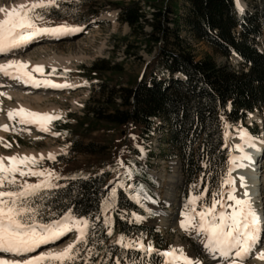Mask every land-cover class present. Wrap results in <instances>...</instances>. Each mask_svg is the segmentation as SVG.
I'll list each match as a JSON object with an SVG mask.
<instances>
[{
    "label": "trees",
    "instance_id": "1",
    "mask_svg": "<svg viewBox=\"0 0 264 264\" xmlns=\"http://www.w3.org/2000/svg\"><path fill=\"white\" fill-rule=\"evenodd\" d=\"M147 1L154 8L151 17L140 1H133L118 6V19L130 25L137 39L142 37L141 43L151 53L155 50L154 57L136 81L104 92L107 96L103 94L101 103L88 111L93 121L87 125L89 117L77 121L83 134L77 133L78 129L72 133L75 138L70 154L103 152L105 146L83 141V135L93 131L99 121L117 127L134 123L146 144L157 127L153 118H163L173 152L183 165L184 208L191 196L202 195V202L209 203L222 190L221 182L230 167L227 127L239 125L257 108L264 119V51L258 47L264 36V0H260L254 13L240 9L236 0ZM145 25L152 30L146 32ZM185 31L226 57L237 54L248 71L218 63L210 54L197 59ZM89 69L101 75L113 66L96 62ZM68 125L61 131H66ZM251 130L256 136L261 133L259 128ZM134 171L135 177H125V182L115 178L109 183V170L71 176L64 179V185L42 190L33 198L45 221L69 213L89 219V244L81 246L84 259L77 264L95 263L100 256L108 259L104 264H115L117 257L121 264L163 263L158 253L165 249L158 229L141 220L154 217L150 203L156 201L152 189L155 180L144 169ZM112 188L116 213L113 224L120 234L140 240L148 236L157 241L159 252L145 253L138 247L122 248L110 242L105 202ZM84 247H91L92 252H85Z\"/></svg>",
    "mask_w": 264,
    "mask_h": 264
},
{
    "label": "rangeland",
    "instance_id": "2",
    "mask_svg": "<svg viewBox=\"0 0 264 264\" xmlns=\"http://www.w3.org/2000/svg\"><path fill=\"white\" fill-rule=\"evenodd\" d=\"M30 1L0 0V8L10 10L14 6L22 3L27 4ZM133 1H140L143 8L148 12V17L152 16L151 13L154 8L147 0H58L59 7L48 9L44 20L39 21L40 25L55 27L67 24L78 27L80 30L68 32L69 34L64 33L62 36H56V38L46 37V34L40 35L25 44L22 49L0 53V64L22 57H32L31 60H28L30 62L28 70L32 71L36 65H42L44 69L43 73L33 72V75L39 78L53 79L59 84L71 83V87H63L59 90H39L0 73V93H6V95L0 96V126H9L8 131L0 127V138H3L0 140V156L27 154L34 155L39 159L43 155L45 159L34 167L37 170L42 167L54 171L59 179H53L52 182L58 187L64 185L65 178L75 175H90L101 170H110L113 177H121L122 181L125 182L126 178L135 177L134 170L136 168L144 170L148 168L156 180L154 193L159 202L150 203V207L155 211L154 217L142 218L141 220L147 221L151 226L158 229L165 249L168 250L170 247L183 248L189 257L197 258L202 264H225L222 258L214 257L204 247L203 237H198L195 232L189 234L181 227L180 222L184 219L185 212L183 201L185 178L181 159L173 152L174 149L169 142L167 125L162 128L163 130L158 129L152 139L151 153L149 151L147 154H141L145 151V142L140 137L138 125L130 123L117 127L106 121H99L94 126L93 131L83 135V141L85 143L95 142L105 146L103 152L70 154L72 141L75 138L72 133L79 128L77 121L86 117H89V120L85 121V125L93 121L91 120L92 115L88 111L91 110L92 106L101 103L100 98L104 92L113 87L127 86L131 80L136 81L146 71L147 63L154 57L155 50L151 53L148 46L141 43L142 37L137 39L136 32L134 35L130 25L118 19V6ZM180 2L182 3V0ZM238 4L254 13L260 4V0H239ZM5 15V13L0 12V19L5 18ZM151 30L149 25H145L146 32ZM184 36L192 45L197 59H202L210 54L218 63H230L236 69L240 67L248 71V67H242V62L240 63V60L234 55L226 57L222 53L216 52L208 43L197 41L192 34L186 31ZM258 47L264 51V36L259 39ZM55 55L57 57L53 58ZM96 62L104 66H113V69L102 71L101 75H98L99 73L89 69ZM33 95H38L40 99L33 100L31 98ZM104 95L107 96L106 93ZM26 101L31 105L29 110L58 115L61 119L51 121L48 124L49 131H42L35 124L21 125L18 123L19 118L17 120L9 119L8 112L10 110L20 107L28 109L24 104ZM254 113L245 122H248L250 127L257 128L258 125L262 124L260 120L262 112L255 110ZM67 124L69 127L66 131H61V128ZM235 127L250 132L244 126ZM235 127L229 131L233 138V154L240 151L235 147L238 145L234 136ZM78 130L77 133L83 134V130ZM54 133H59V135ZM258 139L264 148L263 137ZM5 143H10L12 146L6 148L4 147ZM49 154H55L56 158L54 160L48 159ZM60 156H64L61 161L59 160ZM261 165V171L264 172V155ZM17 179L21 182L27 180L30 183H35L41 177H20L17 175ZM112 181L113 178L110 182ZM169 186H174L173 188L177 193V205L170 206L166 201V188ZM229 190L230 186L222 188L225 200ZM114 193V188H112L109 198L105 202V216L111 225L112 222L114 223L113 219L116 215ZM235 194L237 195L238 192L236 191ZM200 203L208 204L206 200L198 201L196 211H200ZM228 203L232 202L229 201ZM172 207H177L176 216L173 220L167 221ZM256 208L264 217V184L261 187L260 201ZM217 209H219V205H217ZM109 229L111 230L110 242H115L120 236H123L118 227L115 229L110 227ZM67 235L63 238L69 240L67 242L72 243L77 239L75 233ZM130 241L150 245L154 249L159 248L157 241L148 236L141 240L136 238L125 239V243ZM55 243L41 245V247L44 249ZM260 251H263L262 247ZM34 252L36 254L39 250L36 249ZM102 257L100 256L98 261L90 264H104L108 261ZM255 257L257 255L251 253L245 264H257L254 261ZM85 264L87 263L85 262Z\"/></svg>",
    "mask_w": 264,
    "mask_h": 264
},
{
    "label": "snow or ice",
    "instance_id": "3",
    "mask_svg": "<svg viewBox=\"0 0 264 264\" xmlns=\"http://www.w3.org/2000/svg\"><path fill=\"white\" fill-rule=\"evenodd\" d=\"M53 7H59L58 0H31L30 3H22L12 7L11 10L0 8V12L6 14L5 18L0 19V53L21 48L40 35L80 30L67 24L55 27L41 26L39 21L44 20L47 10ZM29 63L16 59L9 60L0 64V73L36 87L41 85L54 88L71 87L66 83L56 84L48 79H36L33 72L43 73V66L36 65L32 71H29ZM4 95L6 93H0V96ZM8 117L11 120L19 118L18 123L21 125L35 124L42 131H49L48 124L53 120L61 119L58 115L40 113L24 107L10 110ZM0 127L5 131L9 130L8 125ZM54 134L59 135V133ZM240 134L246 144L255 147L253 138L246 129H242ZM11 146L10 143L4 144L6 148ZM235 147L243 155L231 158V166L221 182V189L230 186L226 200L223 191H218L208 204L200 203V211H196L197 202L202 201L203 197L192 196L186 204L184 219L180 222L181 227L189 234L195 232L198 237H203L204 247L214 257L222 258L225 264H245L247 257L257 246L259 233L262 231L261 217L248 193L245 192L243 198L235 194L236 181L231 173L235 168L246 167L244 163L238 161L252 160L251 155L244 151V145ZM47 158L54 160L56 157L55 154H49ZM44 159L43 155L39 159L27 154L0 156V253H14L21 256L32 253L41 245L60 240L73 231L77 232V239L60 252H45L19 259L0 257V264H77V261L84 259L80 249L81 246L89 244V219L69 213L61 219L45 221L33 200L42 190L58 187L52 182L53 179H59L54 171L42 167L37 170L34 167ZM17 175L41 177V179L35 183L27 180L21 182L17 179ZM109 235H111L110 229ZM125 239L124 236H120L115 243L120 244L122 248L138 247L145 253L154 251L150 245L131 241L125 243ZM84 251L91 253L92 248L84 247ZM158 254L164 258L163 264H202L197 258L189 257L183 248L170 247ZM96 255L98 256L99 253ZM258 258L264 260V251L259 253ZM115 264H121L120 257L115 259Z\"/></svg>",
    "mask_w": 264,
    "mask_h": 264
},
{
    "label": "bare ground",
    "instance_id": "4",
    "mask_svg": "<svg viewBox=\"0 0 264 264\" xmlns=\"http://www.w3.org/2000/svg\"><path fill=\"white\" fill-rule=\"evenodd\" d=\"M30 2H28V3H30ZM64 33L69 34L68 32H63V33H60V34H46V36H49V38H56V36H58V35L62 36ZM22 47L21 48H17L14 51L22 49ZM56 57L57 56L55 55L53 58H56ZM235 57L238 58L237 56H235ZM31 58H23L22 57V58L16 59V60H21V61L28 62V60H31ZM35 77H36V79H40V80L48 79V80H51L53 83L59 84L58 82L54 81L53 79L39 78L37 76H35ZM66 84L70 85L71 83H66ZM26 86H30L32 88L39 89V90L40 89H43V90H56V89L59 90V89H61V88H54V87L44 86V85H41L40 87H36V86H34L32 84H26ZM31 98L33 100L40 99L38 97V95H33V96H31ZM24 104L27 106L28 109L31 107L30 103L27 102V101ZM260 120L262 121V118ZM259 126H261V125H259ZM240 133H241V129L238 128V127H235L234 136H235V140H237V144L238 145H244V151L251 155L252 160L251 161H248V160L238 161V162L244 163L246 165V167L235 168V170L232 171L231 175H232L233 178H235V181H236L235 189L238 192L237 196L243 198L244 197V193L247 192L248 196L251 198V200H252V202L254 204V207L256 208L257 203L260 201L261 187L264 184V172L261 171V167H260L261 166L260 165L261 155L259 156L261 150L263 149V146H262V143L258 142V140H260V139L254 137L251 132H248L250 134V136L253 138V142L255 144V147L249 146L241 138V134ZM229 134H230V132H229ZM242 155H243V153L241 151H239L238 153H234L232 157H234V156L238 157V156H242ZM241 177H243V180H241ZM173 187L169 186V187L166 188V198H167L166 201H167V203L170 206H173V205H175L177 203V193H176V191H175V189ZM176 208L172 207L171 212H170V216H169V220H167V221H171V220H173V218H175L176 212H177ZM256 211L259 213V215L261 217V220H262L261 228H263V226H264L263 214H260L261 212L257 208H256ZM261 232L259 233V237L261 235ZM71 233H75V235L77 236V232L73 231ZM63 238H65V237H62L60 240L53 241V242H56V243L52 244V245H49L50 247H46L44 249H43V247L38 248L39 252L36 253V254H34L35 252L34 253L32 252V253L22 254V256H21V255H17V254H14V253H4V254H1L0 257L8 258V259H19V258H22V257L23 258H27L29 256L39 255V254L45 253V252H60L63 248H65L70 243V242H67L69 240H65ZM53 242H50V243H53ZM261 247L263 248V251H264V239H262V238H260L258 240L257 246L255 248H253V250H252V253H254V255H257V257L254 258V261L257 264H264L263 260L258 258L259 253L261 252L260 251Z\"/></svg>",
    "mask_w": 264,
    "mask_h": 264
}]
</instances>
